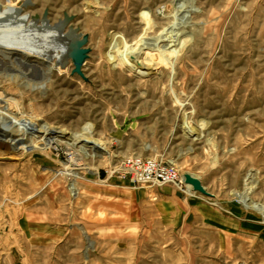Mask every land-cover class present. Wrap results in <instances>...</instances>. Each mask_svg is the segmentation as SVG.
I'll return each mask as SVG.
<instances>
[{
    "label": "rangeland",
    "instance_id": "374dc122",
    "mask_svg": "<svg viewBox=\"0 0 264 264\" xmlns=\"http://www.w3.org/2000/svg\"><path fill=\"white\" fill-rule=\"evenodd\" d=\"M29 1L52 27L71 17L89 53L85 80L68 60L43 95L1 84L49 129L0 145V264H264V0H186L176 33L191 40L169 58L146 51L155 71L125 52L167 39L178 0ZM16 65L0 59V75L42 81L38 65ZM133 159L190 174L211 197L142 183Z\"/></svg>",
    "mask_w": 264,
    "mask_h": 264
},
{
    "label": "bare ground",
    "instance_id": "6f19581e",
    "mask_svg": "<svg viewBox=\"0 0 264 264\" xmlns=\"http://www.w3.org/2000/svg\"><path fill=\"white\" fill-rule=\"evenodd\" d=\"M178 4L180 5L178 7L180 24L174 25L169 30L167 39L159 40L161 45L156 43L157 45L137 46L125 52V56L138 69L155 71L154 56L153 59L149 57L150 55L147 56L146 51L158 47L169 58L176 55L191 40L190 38L180 40L176 33L179 27L188 25L186 21L188 20L189 3L186 0H178ZM30 5L29 0L9 1L8 3L4 1L0 4V59L10 63L13 70L17 67L16 61L23 60L26 63L38 65L42 72V81L37 84H30L25 81V75L21 73L13 76L0 75V145L13 150L33 142L35 135L44 139L49 128L33 117H25L19 113L16 108V101L6 98L7 95L1 86L2 82H7L11 87H17L21 93L37 92L43 95L51 76L57 70V65L64 67L63 64L71 60L69 55L73 42L81 41L84 37L79 31L71 27L69 22L65 24L64 19L52 27L46 17L39 19L35 15L31 16L33 14L30 15L23 9ZM85 45L82 49H86ZM51 55L54 56V60H51ZM58 132L61 133L62 131L58 130ZM59 135L64 138L72 136L63 132ZM89 146L95 152L102 151L98 141H90ZM7 159L12 160L13 158L7 156ZM70 177L74 178L75 173ZM255 184L256 181L252 179L248 182L246 192L240 197L241 201L249 202L248 197L254 190ZM187 189L190 190L191 188L187 186Z\"/></svg>",
    "mask_w": 264,
    "mask_h": 264
},
{
    "label": "built area",
    "instance_id": "2783aa9c",
    "mask_svg": "<svg viewBox=\"0 0 264 264\" xmlns=\"http://www.w3.org/2000/svg\"><path fill=\"white\" fill-rule=\"evenodd\" d=\"M131 170L137 171L139 175L138 181L142 183H154L157 185L172 184L180 190H186L182 180H179L173 167H165L161 171H157L152 161L143 163L140 159L129 161Z\"/></svg>",
    "mask_w": 264,
    "mask_h": 264
},
{
    "label": "water",
    "instance_id": "95a60500",
    "mask_svg": "<svg viewBox=\"0 0 264 264\" xmlns=\"http://www.w3.org/2000/svg\"><path fill=\"white\" fill-rule=\"evenodd\" d=\"M72 20L71 17H67L64 15L65 24ZM87 43V36H84L81 41L73 42V45L70 47V55L69 58L73 63V70L71 72L72 75H77L81 79L85 80L84 75L81 71V67L85 60L87 59V54L89 50L82 49V47ZM183 182L186 186L190 187L194 192L200 193L205 196L211 197L209 193L205 191V188L202 186L201 182L194 176L190 174H185L183 176Z\"/></svg>",
    "mask_w": 264,
    "mask_h": 264
},
{
    "label": "crops",
    "instance_id": "0c3cea01",
    "mask_svg": "<svg viewBox=\"0 0 264 264\" xmlns=\"http://www.w3.org/2000/svg\"><path fill=\"white\" fill-rule=\"evenodd\" d=\"M12 247H13V245H12ZM11 253H12V252H11ZM9 257H12V256H8V257H7V260H8ZM9 259H10V258H9ZM10 260H12V258H11Z\"/></svg>",
    "mask_w": 264,
    "mask_h": 264
}]
</instances>
